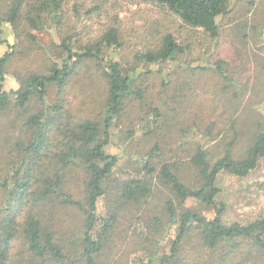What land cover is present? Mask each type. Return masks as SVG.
I'll list each match as a JSON object with an SVG mask.
<instances>
[{"label": "rangeland", "instance_id": "obj_1", "mask_svg": "<svg viewBox=\"0 0 264 264\" xmlns=\"http://www.w3.org/2000/svg\"><path fill=\"white\" fill-rule=\"evenodd\" d=\"M9 4L10 0H0V8L5 9ZM230 8V12L218 20L216 42L201 29L187 26L169 11L145 0H72L59 14L61 23L56 25L48 20L40 30H30L37 44L7 25L1 28L0 56L12 53L3 82V89L10 91L19 88V77L47 71L50 57L57 55L54 48L57 37L73 35L89 43L108 25L117 22L122 46L115 59L122 68H136L137 73L144 74L136 83L143 97L133 94L126 99L118 127L104 148L117 160L106 182V192L97 204L101 215H107L114 206L119 180L142 174L143 158L155 167L162 163L177 166L180 181L194 187L196 172L189 164V157L198 141L208 152V160L213 161L234 138L233 153H240L249 145L252 134L264 127V0H236ZM165 32L171 33L186 50L169 64L141 65L136 56L154 51ZM217 60L224 62L230 82L223 81L213 71ZM196 66L210 68L201 72ZM201 88L206 94L201 93ZM104 97L101 70L90 64L88 70L82 68L61 93L51 88L47 99L50 103L63 100L75 115L99 120L103 115ZM194 101L202 106L195 109ZM151 104H162L165 116L156 120V128L155 124L140 127L148 117L146 111ZM35 106L31 104V108ZM179 111L183 114L176 116ZM26 116L27 112L12 105L0 111V213L9 201L5 189V181L11 174L9 151L21 136L20 125ZM175 119L180 122H173ZM135 128L140 131L131 138L130 131ZM147 128L150 131L147 132ZM234 131L238 136L234 137ZM155 144L158 150L147 158L145 155ZM153 185L149 198L119 209L118 222L96 264H143L149 258L154 260L164 253L169 254L174 234L163 217L169 195L156 180ZM216 185L220 191L216 201L224 205L225 224L245 225L264 218V157L246 177L222 173ZM181 207L193 209L207 218L213 215L210 209L199 204L187 202ZM51 217L64 235L66 246L82 237L81 211L61 207ZM188 232L181 242L177 261L170 264H204L207 259L205 249H201L199 229L191 227ZM11 253L18 260L28 256L20 240L13 242ZM74 260L75 257L73 264H81ZM253 264H264V261Z\"/></svg>", "mask_w": 264, "mask_h": 264}, {"label": "trees", "instance_id": "obj_2", "mask_svg": "<svg viewBox=\"0 0 264 264\" xmlns=\"http://www.w3.org/2000/svg\"><path fill=\"white\" fill-rule=\"evenodd\" d=\"M70 1L10 0L5 9L0 8V32L7 25L37 44V38L30 30H40L48 20L56 25L61 23L59 14ZM145 1L169 11L187 26L201 29L212 42H216L219 37L218 20L230 12V6L236 0ZM57 38L58 42L54 41L57 55L50 57L47 71L19 77L17 90L3 89L12 53L0 56V111L12 105L27 112L21 121V136L9 151L11 174L4 182L9 201L0 213V264H73V257L81 264H96L118 222L119 209L149 198L154 180L168 192L163 217L174 235L168 255L164 253L154 260L149 258L143 264L177 261L181 242L191 227L200 231L201 249H205L207 255L204 264L264 261V218L245 225H227L223 222L224 205L216 201L220 192L216 181L222 173L244 178L264 157V127L252 134L249 145L240 153H233L234 138L224 153L213 161L208 160V152L198 141L189 157V164L196 172L194 187L180 181L177 166L162 163L155 167L143 158L142 174L119 180L117 197L112 203L114 206L107 215H101L97 204L106 192V182L117 160L104 148L109 145L112 132L118 127L126 108V99L133 94L142 99V92L136 83L144 74L137 73L136 68H122L116 61V52L122 46L121 31L116 21L89 43H83L73 35ZM185 50L171 33L165 32L154 51L136 56V59L148 67L161 66L174 62ZM90 64L101 70V80L105 84L104 110L99 120L75 115L63 100L50 103L47 99L51 88L61 93L77 78L80 70H88ZM208 68L196 66L201 72H206ZM212 69L223 81L230 82L222 60H217ZM200 91L206 94L204 88ZM32 103L36 104L34 108H31ZM193 104L195 109L202 106L197 101ZM160 105H150L146 111L148 117L140 127L154 125L157 119L165 116ZM182 114L180 111L175 113L176 116ZM177 119L173 122H180ZM171 125L173 128L174 124ZM138 131L140 128L130 131L131 138ZM235 136L238 134L234 131ZM158 148L155 144L145 156L153 157ZM187 202L210 209L212 217L207 218L193 209L181 207ZM61 207L77 209L83 215V235L69 246H66L68 243L64 235L51 217ZM158 223L161 225V222ZM16 240H20L28 253L24 259L18 260L11 253Z\"/></svg>", "mask_w": 264, "mask_h": 264}]
</instances>
